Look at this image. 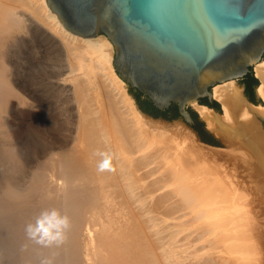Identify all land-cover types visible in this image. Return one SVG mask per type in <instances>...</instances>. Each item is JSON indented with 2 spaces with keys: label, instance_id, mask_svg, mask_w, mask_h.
Returning a JSON list of instances; mask_svg holds the SVG:
<instances>
[{
  "label": "bare ground",
  "instance_id": "6f19581e",
  "mask_svg": "<svg viewBox=\"0 0 264 264\" xmlns=\"http://www.w3.org/2000/svg\"><path fill=\"white\" fill-rule=\"evenodd\" d=\"M30 17L66 51L67 77L52 75L46 84L52 94L67 89L73 119H65L66 128L49 119L44 132L56 141L41 162L26 166L6 125L9 100L34 108L15 91L8 68ZM112 53L104 36L67 32L45 0H0V250L7 264H253L242 211H225L213 192L226 189L221 164L248 188L258 186L253 154L261 151L264 159V105L247 102L234 81L214 86L221 114L192 104L223 148L207 146L181 123L142 115L114 73ZM254 75L264 102V59ZM67 81L69 88L62 87ZM30 95L41 108L49 104L39 88ZM52 211L67 219L59 239L36 231Z\"/></svg>",
  "mask_w": 264,
  "mask_h": 264
},
{
  "label": "water",
  "instance_id": "95a60500",
  "mask_svg": "<svg viewBox=\"0 0 264 264\" xmlns=\"http://www.w3.org/2000/svg\"><path fill=\"white\" fill-rule=\"evenodd\" d=\"M45 2L70 34L84 39L104 36L113 48L114 73L127 88L142 93L160 111L175 104L179 118L174 120L207 146L217 147L204 143L193 130L190 107L214 111L200 100L216 101L212 88L218 84L248 74L257 79L254 66L264 58V0ZM130 97L142 115L170 122L144 113ZM199 121L204 123L201 117ZM204 129L222 145L206 125Z\"/></svg>",
  "mask_w": 264,
  "mask_h": 264
},
{
  "label": "rangeland",
  "instance_id": "374dc122",
  "mask_svg": "<svg viewBox=\"0 0 264 264\" xmlns=\"http://www.w3.org/2000/svg\"><path fill=\"white\" fill-rule=\"evenodd\" d=\"M27 19L28 20H26V22L30 26L27 25L24 20L25 26L27 25L29 27H26V33L20 36L21 41L18 39L17 43L14 44V49L12 46V52L10 51V55H8V68L10 71L12 82H15L13 83L15 91L17 90L16 92L22 98H26V100L29 99L30 102L32 101V103L34 104V108L28 109L25 105H21L16 99H12V101L9 100L7 104L8 124L6 123V128H8L7 132L8 134H10L9 136L12 137L13 141L16 142L18 150L23 155V163L26 164V166H32L36 162L42 161L43 157L48 152V146L56 141L55 139H49L48 141V137L46 138L45 134L46 132H44L47 130V125L50 124L49 119H55L54 121L59 122L62 128H66L69 124L65 123V119L69 122V118H73L69 117V114L66 110L68 106L67 104L70 100L66 95V93L68 94L67 89L60 88L61 90L59 89L56 93L54 92L52 94L50 90L51 87L46 84V81L52 80L53 76L55 77L57 75H60V77L58 76L60 79H65L67 77L66 74L68 75L67 72L69 71V65L67 63L68 58L66 55V51L61 45L59 39L53 36L47 30V28L45 29V26H41V24L39 25V23L37 24V21L33 20L32 17ZM36 33L39 34L37 35ZM50 38L55 42L54 48L51 47V49L53 50L52 55L51 53H49L51 52L49 51V48L48 50L46 48L47 45L52 42ZM55 40L58 42H56ZM42 51H44L45 53ZM67 82L68 83L65 82V85H62V87L66 86L67 88H69V85L71 84L69 81ZM234 82L237 85H241L240 83H242L241 81ZM34 88L43 90L49 96L47 98V100H49V104H47L46 107L41 108L40 104H38L39 100L36 98V101H34L35 98H31L30 93ZM124 88L127 94L130 95L125 84ZM28 89L30 90L28 91ZM99 89H97L98 93H105ZM104 95L105 94L99 97L104 98ZM253 97L255 100L254 104L256 106L264 105V102L261 99L256 98L255 89ZM215 102L217 103V108H215L214 111L217 114H221L222 105L218 101ZM190 108L196 113L197 118L199 119V114L193 108V106ZM72 111L74 112V116L76 118V110L73 109ZM172 123L179 122H177V120H170L169 124ZM201 123L204 127L205 123ZM260 124L262 125V127H264V121L260 120ZM62 135L63 137L65 136L64 132ZM35 144H38V146H35ZM217 148H223V145L217 144ZM260 153L261 151H256L255 154H253L255 156H253L254 162L252 180L253 184L258 185L257 187L264 194V176H261V174L263 173L262 169L264 167V159L262 160V158H260ZM221 165V170L223 171L222 181L223 184L226 185V189L224 188V191H221L222 193H213L215 194L219 205L225 211L230 210L231 206H237L238 208H240V210L242 211L241 223L247 229V239L252 244V251L249 252L248 255H250L254 260L253 264H264V237L261 235L264 230H262V228H264V203L262 201L264 200L260 197L259 194H257V187H254L255 190L248 188L243 184L240 177L236 176V171L234 172L233 169L228 170L224 164ZM3 247L4 244L0 248L2 249ZM7 260L8 259L6 258V256L2 255V250H0V264H7ZM240 264L243 263L240 262Z\"/></svg>",
  "mask_w": 264,
  "mask_h": 264
},
{
  "label": "trees",
  "instance_id": "16d2710c",
  "mask_svg": "<svg viewBox=\"0 0 264 264\" xmlns=\"http://www.w3.org/2000/svg\"><path fill=\"white\" fill-rule=\"evenodd\" d=\"M246 84V95L252 103H255L254 100V89L257 85H259L258 80L255 79L252 75L248 74L244 77L243 80ZM128 92L135 98L138 103L140 109L152 117L158 118L161 117L167 120H174L179 118V114L177 111V107L175 104H171L170 107L166 110L160 111L155 108L150 100L147 97H144L142 93L138 92L133 88H129ZM200 103L203 105H207L208 107L215 109L217 108V103L213 101L212 103H208L206 99L200 100ZM189 113L194 121V125L192 126L193 130L200 136L204 143H208L211 145H217L216 141L205 131L203 124L197 118V115L194 111L189 109Z\"/></svg>",
  "mask_w": 264,
  "mask_h": 264
},
{
  "label": "clouds",
  "instance_id": "9594fccd",
  "mask_svg": "<svg viewBox=\"0 0 264 264\" xmlns=\"http://www.w3.org/2000/svg\"><path fill=\"white\" fill-rule=\"evenodd\" d=\"M62 227H67V219L59 217L56 211H52L38 221L36 231L42 238L59 239Z\"/></svg>",
  "mask_w": 264,
  "mask_h": 264
},
{
  "label": "flooded vegetation",
  "instance_id": "af4514ba",
  "mask_svg": "<svg viewBox=\"0 0 264 264\" xmlns=\"http://www.w3.org/2000/svg\"><path fill=\"white\" fill-rule=\"evenodd\" d=\"M243 80H244V78L242 80H240L242 82V83H240L241 87H242V91H243L244 96L249 100L248 96L246 95V84Z\"/></svg>",
  "mask_w": 264,
  "mask_h": 264
}]
</instances>
